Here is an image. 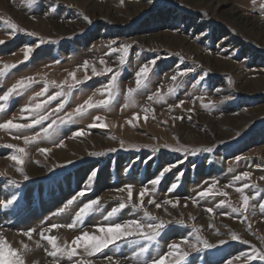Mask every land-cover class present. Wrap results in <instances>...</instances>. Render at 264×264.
Instances as JSON below:
<instances>
[{
	"label": "rangeland",
	"instance_id": "obj_1",
	"mask_svg": "<svg viewBox=\"0 0 264 264\" xmlns=\"http://www.w3.org/2000/svg\"><path fill=\"white\" fill-rule=\"evenodd\" d=\"M209 1L37 0L28 5L26 0H0V40L5 41L0 44V67L17 65L0 77V95L20 79L32 77L37 81L0 112V123H30L22 119L27 115L21 111L23 107L61 91L57 85L65 80L71 82L69 73L83 81L72 90L59 112L54 109L65 97L47 104L42 114H53L42 125L20 131L0 129V236L20 251L25 264H54V258L48 255L51 246L42 239L41 232L56 236L64 245L71 244L84 231L102 235L98 226L143 218V210L127 205L116 216L104 219L113 207H119L121 198L127 201V191H120L122 187L132 185V202L138 204L142 188L151 189L149 182L169 165L175 166L162 177L155 196L145 195L143 200V208L152 216L170 223L155 240L128 237L92 256L81 247L72 260L56 258V264H73L81 258L91 264H136V254L144 264H151L171 243H180L182 250L190 252L185 264H226L228 260L249 264L246 257H234L253 252V246L264 251V212L259 207L264 201V180L260 179L264 176V0H222L225 3L217 6L215 15L207 5L213 9L219 0ZM231 9L257 27L244 29L230 17ZM12 23L17 25L15 35L11 34ZM113 40L116 44L110 45ZM121 44L131 45L124 66L119 63L121 54L111 51ZM26 46L33 48L27 61ZM153 59L155 65L151 64ZM145 64L151 72L137 89L135 73ZM93 66L102 74L93 76ZM106 68L113 71L105 72ZM178 72L185 75L173 81L171 78ZM113 75H117L118 94L109 106L91 108L73 122L59 125L51 139L38 137L53 119L66 117L89 97L93 103L107 99L106 87ZM85 76L90 79L85 81ZM46 82L47 91L37 96ZM177 85V91L169 95L168 88ZM130 88L136 89L131 96ZM99 122L107 127H89ZM78 129L86 135L73 136ZM237 132L241 133L239 137ZM24 137H29L30 142L26 144ZM61 140L63 146H59ZM9 144L25 149L20 154L22 165L11 160L19 153L7 148ZM165 144L173 148L185 145L190 150L212 147L213 151L186 155L163 148ZM41 148L50 151L45 154ZM92 152L103 155L90 156ZM237 157L241 159L237 161ZM94 169H98L97 176L89 185L88 176ZM244 171L251 173L250 178L234 181ZM179 173L183 175L177 178ZM213 181L215 190L227 196L199 199L198 193L212 186ZM173 183L177 187L169 192ZM243 183L259 185V189L245 190L250 197L260 191L256 199L250 200L247 219L239 213L221 215L231 212L227 203L217 208L221 200L233 207L241 206L236 188ZM82 189L87 191L80 196ZM13 197L14 202L5 206ZM97 198L100 210L82 222L75 220L79 208ZM149 199L162 207L148 204ZM193 199L197 202L193 203ZM165 200L178 204L172 207L164 204ZM251 205H255V215ZM208 208L213 212L209 213ZM74 222L75 226L69 228ZM52 224L60 227L49 232ZM29 229L34 230L31 238L23 235ZM196 229L209 243L227 242L211 248H203L201 243L194 252L183 241L196 243ZM233 232L239 239L231 238ZM251 264L264 261L254 260Z\"/></svg>",
	"mask_w": 264,
	"mask_h": 264
},
{
	"label": "snow or ice",
	"instance_id": "obj_2",
	"mask_svg": "<svg viewBox=\"0 0 264 264\" xmlns=\"http://www.w3.org/2000/svg\"><path fill=\"white\" fill-rule=\"evenodd\" d=\"M28 5H33L37 3V0H26ZM264 7V5H262ZM34 18V17H33ZM84 19L91 24L92 21L89 17L85 16ZM12 29V35L16 34L17 31V25L15 23L11 24ZM23 31V29H21ZM32 35H35L34 33H31ZM44 41L41 40L40 43H43ZM5 43V41L0 40V44ZM110 45L116 44V41H110ZM39 46V45H37ZM131 48V45L129 44H121L120 47L112 48V52H119L120 58L119 63L121 66L125 65L126 57L129 53V49ZM33 52V48L31 46H26L24 49V60L27 61L30 59V55ZM101 64L104 63L103 59L100 61ZM156 60L153 59L151 61L152 65H155ZM17 65L15 64H5L3 67H0V77H4L10 69L15 68ZM89 65L87 62H85L84 67L87 68ZM105 72H112L113 69L106 68L104 70ZM188 71H192L189 69ZM151 72V68L148 64H145L142 66L139 71L135 73L136 77V86L137 89L140 88L142 85L146 83L148 80L149 74ZM92 74L93 76L101 75L102 73L97 72L96 68L92 67ZM185 75L184 72H178L176 75H174L171 79L173 81H176L177 76ZM205 76L207 73L204 74ZM69 76L72 78L71 82L69 80L63 81L60 85H57L61 89V91L56 92L52 96H48L47 100L37 102L35 104H29L26 105L21 109L22 112L26 113V116H23L22 119L30 120V123H15L13 120H8L5 123H0V129H8V130H23V129H29L36 125H42L44 121L49 120L50 116L53 114L52 112H48L46 114H42V110L47 106V104L51 103V101L56 100L57 97L63 96L65 99L61 101L60 104L57 105L56 109H54V112H59L60 109H62L65 106V103L67 102L68 97L71 95L72 90L76 87V85L82 83L83 81L76 80L75 79V73H69ZM90 77L85 76L84 80H88ZM200 79H204V77H200ZM117 80V75H113L111 77V80L108 82V85L106 87V94L108 96L107 99L97 101L96 103L92 102V98L89 97L88 100L84 102L83 105L78 106L74 112L68 113L66 117H58L57 119H53L50 124L47 125V127L42 128V133L38 134V137L42 135L43 139H51L54 132L59 131V125H64L67 123L73 122L74 118L77 116H83L85 115L89 109L94 107H107L110 105V103L113 101L115 96L118 94V91L115 87ZM37 81H35L32 77H28L26 79H20L15 84H13L11 87H9L6 91L3 92L2 95H0V112L5 111L6 107L9 105L10 101L19 95H22L27 89H29L33 84H35ZM55 83V82H53ZM229 83H231V80H229ZM65 86H67V91H64ZM178 85L169 87L167 92L169 95L174 94L177 91ZM136 89H128V95L131 96L132 93ZM47 91V82L45 83V88L42 92L37 93V96H42ZM219 91V89H217ZM163 99V96L160 97ZM149 99H152L150 96ZM225 99H229L226 97ZM180 104H183V101L180 102ZM179 106V105H178ZM209 105H205V107H208ZM147 109L145 110V119H147ZM182 119V117H181ZM188 119L191 120V115L188 116ZM97 120H100L99 117H97ZM131 123V122H130ZM166 123V122H164ZM90 128H106L107 125L103 122L99 123H93L89 126ZM86 135L85 131L83 129H78L76 132L73 133V136H83ZM237 137L241 135V133L237 132ZM37 137H33L31 139H36ZM25 143L30 142L29 137H24ZM63 146V140L60 141V145ZM7 148L15 149V151L19 154H14L10 158L11 160L15 161L17 164L22 165L24 163L22 159V155L25 152V149L22 147H17L15 145H6ZM132 148H137V146L133 145ZM144 147H152L150 145H145ZM165 149H171L175 152H184L186 155H196L197 153L204 151V152H212V147H207L204 149H194L190 150L185 145H179L178 147H172L170 145H163L162 146ZM121 148H123V144H121ZM118 149H110V151H117ZM137 150H139L137 148ZM154 151H159V148H153ZM40 151L42 153L47 154L50 149L48 148H41ZM90 156L98 157L103 155V153L99 152H92L89 153ZM148 159H151V157H148ZM237 161L241 159V157L236 158ZM147 162V160L145 161ZM182 162V161H181ZM71 163V161H69ZM175 165H169L164 167L161 172L152 179L149 183L153 185L151 189L148 187L142 188V190L139 193V199L140 203H133L132 197H133V188L132 185H126L120 189V191H127V201H124L123 198H121V203L119 204V207H113L107 215L104 217L105 220H109L110 218L114 217L119 213L122 209H124L127 205H130L133 210H143L144 217L141 219H128L123 223H109L106 226H98V231L102 233V235H96L93 233H89L87 231H84L82 234L77 235L72 241L71 244L65 243L64 245H61L58 243V239L54 235H44V232H41L42 239H45L48 241L49 245L51 246V251L48 253L51 257L54 258V264H56V258H67L68 260H72L73 257L78 255L77 249L83 248L85 253L89 256L95 255L96 253L102 252L103 249L108 248L110 245H115L118 241H122L125 238L128 237H136L145 241H152L155 240L161 233V230L164 229L167 225H169V222H166L164 220H160L159 217L152 216L151 213L147 211V209L143 208V200L145 195H152L155 196L157 191V185L161 182L162 177L166 173H168L171 169V167H174ZM257 167H260L259 165ZM21 171V174L23 175V179L27 180L29 177L23 173V169H19ZM231 171V169H229ZM98 169H94L91 171V173L88 176V182L89 185L94 180V178L97 176ZM183 173H179V176H182ZM251 173L248 171H244L240 173L239 175H236L234 177V181H243L248 178H250ZM260 179L264 180V176H262ZM12 182H17L15 180H12ZM215 181H213L212 186L204 189L203 191L198 193L199 199H205L209 197H215L217 194H221L224 196H227L226 192H220L218 193L215 190ZM229 186H232L231 184ZM177 187V184L173 183L170 188L168 189L169 192L173 191ZM248 188L252 189H259V185L256 183L248 184L243 183L240 187L236 188V191L240 193L241 198V206L239 207H233L229 202H226L225 200H221L219 204L217 205V208L224 206L227 203V206L231 209V212H221V215H227L231 216L233 213H239L240 217H242L244 220L247 219L246 213H248L250 208V200L256 199L260 195V191H256L255 194L250 197L249 195L245 194V190ZM87 189H82V191L79 193L80 196H83L86 194ZM75 199V198H73ZM15 200V197L5 202V206L7 204L13 203ZM196 199H193V203H196ZM69 203H72V201H69ZM148 204H155V206L159 209L162 207L160 203H157L155 199H149ZM164 204H170L172 207H176L178 204V201L173 200H165ZM100 205L99 198L93 199L87 203H85L82 207L79 208L78 212L76 213L75 220L81 221L84 217L88 216L90 213L99 211L100 207H97ZM253 215H255V205H251ZM260 210L264 212V201L260 202ZM207 211L209 213L213 212L212 208H208ZM182 223V222H181ZM75 226V222L72 224H69L68 227L72 228ZM117 226L119 228L117 229ZM209 227H214L212 224L208 225ZM60 225L58 224H52L51 228L48 229L50 232L52 229L58 228ZM195 229V225L193 226ZM251 228V225H249V229ZM112 229L113 231H109ZM33 229H29L25 232H23V235L26 237L31 238L33 234ZM197 235L195 236L196 243H189L187 240L183 241V243L191 248L192 251L196 252L201 247H198L199 244L202 243L203 248H211L215 245H223L227 241L220 240L218 241V244L209 243L207 240H203L199 233V230L196 229ZM231 238L233 240L239 239L236 233H231ZM244 243H247V241H243ZM28 246L24 245V249L27 250ZM254 251L250 253H241L240 255L234 257V259L238 260L241 258V256L246 257V260L251 264L254 260L264 261V251L256 250L255 246H253ZM190 256L189 251H184L181 248L180 243H171L168 245V250L163 254L159 255L158 258H154L151 260V264H185L187 259ZM136 258V264H144V261L140 258L139 254L134 255ZM108 259H111L110 257ZM0 264H25V261L20 254V251L18 249H15L11 247L7 241L3 238V236H0ZM73 264H91L90 260L86 259H77L73 261ZM226 264H233L232 260H228Z\"/></svg>",
	"mask_w": 264,
	"mask_h": 264
},
{
	"label": "bare ground",
	"instance_id": "obj_3",
	"mask_svg": "<svg viewBox=\"0 0 264 264\" xmlns=\"http://www.w3.org/2000/svg\"><path fill=\"white\" fill-rule=\"evenodd\" d=\"M207 1V0H206ZM210 1H212V0H210ZM209 1V2H210ZM218 3H217V5H215V7L212 9V6L210 7L209 5H207V7L209 8V9H211V11H213L212 13V15H215V11H216V8H217V6L218 5H222V4H224L225 3V1H222V0H219V1H217ZM207 8V12H208V9ZM228 13H230V17L233 19V20H235L236 22H238V24H240L244 29H245V27H247V28H249V29H251V28H255V27H257L256 26V24H254L253 22H250L249 21V19L247 18V17H245V16H243V15H240L239 13H238V11H236V10H233V9H231ZM239 26V25H238ZM253 30V29H252ZM246 31V30H245ZM249 32V31H248ZM230 38V37H229ZM216 132H214V134H215ZM211 135V134H210ZM220 136V135H219ZM214 138V137H213ZM216 138V137H215ZM217 139H218V137H217Z\"/></svg>",
	"mask_w": 264,
	"mask_h": 264
},
{
	"label": "clouds",
	"instance_id": "obj_4",
	"mask_svg": "<svg viewBox=\"0 0 264 264\" xmlns=\"http://www.w3.org/2000/svg\"><path fill=\"white\" fill-rule=\"evenodd\" d=\"M119 228V226H117V229ZM110 232L113 231L112 229L109 230Z\"/></svg>",
	"mask_w": 264,
	"mask_h": 264
}]
</instances>
